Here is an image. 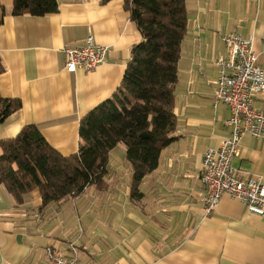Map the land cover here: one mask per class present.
I'll return each instance as SVG.
<instances>
[{
    "label": "crops",
    "instance_id": "0c3cea01",
    "mask_svg": "<svg viewBox=\"0 0 264 264\" xmlns=\"http://www.w3.org/2000/svg\"><path fill=\"white\" fill-rule=\"evenodd\" d=\"M0 96L20 108L0 124V140L25 125L38 127L63 155L76 153L80 118L119 86L140 33L123 0H57L45 15L11 12L0 0ZM187 29L178 59L173 112L175 139L157 167L131 195L132 166L125 146L109 151L107 171L76 197L42 204L38 189L16 203L0 184V264H51L46 249L77 264H264V214L248 212L222 195L211 214L203 209L202 155L229 136L224 103L213 105V61L227 56L226 33L252 37L264 65V0H185ZM94 41L108 47L92 71L63 69L64 50ZM264 112V95L253 98ZM1 151V149H0ZM234 166L264 180V137L244 134Z\"/></svg>",
    "mask_w": 264,
    "mask_h": 264
},
{
    "label": "trees",
    "instance_id": "16d2710c",
    "mask_svg": "<svg viewBox=\"0 0 264 264\" xmlns=\"http://www.w3.org/2000/svg\"><path fill=\"white\" fill-rule=\"evenodd\" d=\"M123 3L140 40L131 46L113 94L80 118L77 152L61 154L32 124L0 140V184L16 203L33 189L39 190L43 205L80 195L86 186L101 181L109 151L119 143L132 166L131 195H139L142 178L157 167L161 150L175 139L174 87L188 22L185 0ZM57 10V0H13L11 7L14 15ZM4 12L0 3V22ZM20 106L18 99L0 96V124Z\"/></svg>",
    "mask_w": 264,
    "mask_h": 264
},
{
    "label": "built area",
    "instance_id": "2783aa9c",
    "mask_svg": "<svg viewBox=\"0 0 264 264\" xmlns=\"http://www.w3.org/2000/svg\"><path fill=\"white\" fill-rule=\"evenodd\" d=\"M222 39L227 56H219L213 63L217 77L213 85V105L224 103L230 115L225 121L230 127L229 136L218 147L208 148L202 155L199 179L204 187L203 209L209 215L222 195L242 202L248 212L264 214V180L261 175L234 166L244 134L264 137V112L254 109L253 98L264 95V65L258 64L252 37L226 33ZM108 47L94 41L91 34L83 45L64 50L63 69L75 73L78 69L92 71L106 59ZM70 256H56L47 248L51 264H77L76 249L71 246Z\"/></svg>",
    "mask_w": 264,
    "mask_h": 264
}]
</instances>
